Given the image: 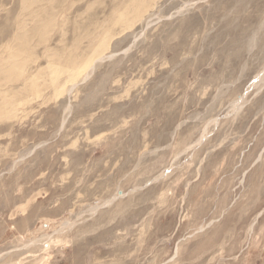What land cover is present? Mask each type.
Masks as SVG:
<instances>
[{
  "label": "rangeland",
  "instance_id": "obj_1",
  "mask_svg": "<svg viewBox=\"0 0 264 264\" xmlns=\"http://www.w3.org/2000/svg\"><path fill=\"white\" fill-rule=\"evenodd\" d=\"M0 264H264V0H0Z\"/></svg>",
  "mask_w": 264,
  "mask_h": 264
},
{
  "label": "bare ground",
  "instance_id": "obj_2",
  "mask_svg": "<svg viewBox=\"0 0 264 264\" xmlns=\"http://www.w3.org/2000/svg\"><path fill=\"white\" fill-rule=\"evenodd\" d=\"M58 71L55 72V74H57ZM75 78V77H74ZM39 94V93H38ZM7 110V109H6Z\"/></svg>",
  "mask_w": 264,
  "mask_h": 264
}]
</instances>
